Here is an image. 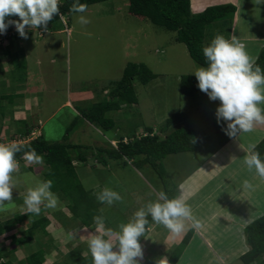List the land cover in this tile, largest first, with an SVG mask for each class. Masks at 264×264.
Here are the masks:
<instances>
[{
    "label": "rangeland",
    "instance_id": "obj_1",
    "mask_svg": "<svg viewBox=\"0 0 264 264\" xmlns=\"http://www.w3.org/2000/svg\"><path fill=\"white\" fill-rule=\"evenodd\" d=\"M239 5L238 18H240V21L237 26L242 27V31L239 32H243L246 39L244 43L241 39L239 41L246 45L248 41L255 40L257 34L258 37L263 38L264 0H239ZM127 9V0H105L90 5L85 13L64 15V19L59 18L47 32H41L39 29L33 28L27 30V39L21 38L19 35L15 39L1 38L0 103L6 104L8 102V97L2 98L3 95H8L6 89L12 92V89L4 85V80L8 78V75L4 74L5 70L3 68L7 69L8 63L3 56V52L6 50L3 47L16 43L14 48L16 49L18 46L21 48V70L19 71L17 68V72H14L12 77L20 74L21 78L26 81V87H41L38 112H32L29 115L32 118L27 120L28 124L38 125L36 120L38 116L40 117L38 114H41L42 111L41 122L38 126H40V133H42L44 139L51 142L79 143L94 148L93 141H101L102 144H107L108 138L114 134V129L105 131L72 113L70 108L60 107L56 110L55 106L65 100L69 89L75 92L85 88L92 94L88 96L82 94L81 97H75L71 94L76 109L80 108L81 110L96 102L103 101L106 96L103 95L104 93L102 94V91L107 87L110 88L112 83L121 78L124 67L130 63H142L157 76L148 82L146 88V84L135 83V88L138 90L137 106L125 104L122 110L107 112L106 117L114 119L121 130L131 136H136L146 126L152 127L160 137H164L170 130L175 128L187 127L195 130L196 138L201 147H205L210 141L218 145L217 135L214 134L215 124L217 123L215 110L220 102L209 100L203 92H195L191 96L181 94L179 88V81L182 76H195L196 70L204 66L199 65L189 56L183 43L174 40V31L155 25L146 18H136L137 16L128 14ZM80 15H84L91 22L81 26L78 23ZM214 27H216V30H213ZM226 31V20L213 22L205 30L206 36L203 44L209 45L217 34L224 35ZM6 32L8 34L9 32L15 33L16 30L11 26ZM9 42L11 44L8 45ZM248 44L250 50L258 52L255 49L257 42H248ZM23 87L24 85L18 92L25 93L26 88ZM18 100L22 101V104L25 97ZM8 107L13 108V114L15 112L18 117L17 112L20 110V105L15 102L14 105ZM173 113L179 114L178 121L165 129L163 123ZM183 113L186 118H182ZM73 115L76 116L71 117ZM76 118L77 122L68 131V127ZM9 120H11V116H9L8 121L1 120V132H4L1 125L4 122L5 126H10V133L17 132L15 123ZM184 123L187 124L186 127ZM6 130L7 128L5 133ZM199 132H205L206 135L201 141L197 134ZM4 137H1L0 141L14 142V140L8 141L7 136V139H4ZM88 150L87 156L93 154L91 149ZM67 153L71 157L75 156V150L67 151ZM76 154H79V152ZM199 157L201 156L197 154V150L193 152L192 156H188L187 153L166 156L160 162L167 175L169 172L171 173V177L165 178L166 181L168 179L175 180L181 169L182 174L191 170L199 162ZM93 158L94 156L90 155L87 163H93ZM25 165H20L18 172L13 173L16 187L13 189L12 201H6L4 205L0 206V225L4 221L12 219L15 215L23 213L22 211L25 210L23 204L25 196L23 195H26L29 188L35 187L41 181L44 164H27L26 166L30 165L34 168V172L27 170ZM107 171H110L109 173L112 176ZM78 176L85 189H88L89 184H91L92 188L89 190H92L95 196L101 191L103 185L117 192L124 191L120 194L122 197L124 196L122 202H116L113 206L103 208V211L106 212L104 218L109 222L106 226L114 231H119V225L127 223L138 209L151 201H155L157 191H164L169 186L168 183L175 189L170 180L163 184L157 173L148 165L136 167L133 164L114 163L112 161L110 167L99 165L98 168H89L86 166L79 170ZM117 180L124 187L121 185L122 188H119ZM76 190H71V197H74ZM154 190L156 191L154 192ZM174 192L172 193V199L175 196ZM56 194L60 201L57 208H62L63 196ZM66 201L69 203L70 199L68 198ZM67 202L65 207L66 204L68 207L70 206ZM52 210L49 208L43 210L41 206V215L48 217ZM114 220L116 224H113ZM30 224L31 220L23 221L21 224H12L8 230L1 234L0 253L3 255V260L17 264L18 247L27 255L41 248L43 236L33 234L34 239L36 237L37 240L35 244L33 242V244L28 245L29 234L27 233L23 247L22 244L16 245L12 252L4 249L6 243L10 242L9 235L20 232V235L24 237V233ZM82 246L81 243L77 247L71 245L67 250H59V254H63V251L70 252L66 256L64 254L57 256V252L50 251L51 253L46 256V264H74V260H78L76 252L84 250ZM51 248L53 247L51 246ZM86 252L90 255L88 250ZM231 262L229 260L224 261L225 264H231ZM205 264L211 263L206 262ZM212 264L218 263L213 261ZM232 264L241 263L236 260V263Z\"/></svg>",
    "mask_w": 264,
    "mask_h": 264
},
{
    "label": "trees",
    "instance_id": "obj_2",
    "mask_svg": "<svg viewBox=\"0 0 264 264\" xmlns=\"http://www.w3.org/2000/svg\"><path fill=\"white\" fill-rule=\"evenodd\" d=\"M101 1L105 0H79L80 3L87 4L88 7ZM73 2L74 0H60L59 11L63 16L73 13L69 10ZM127 8V13L130 15L133 14L132 16L135 17L137 16L136 18H146L155 25L163 26L168 30L174 31V40L183 43L189 56L196 63L204 67H207V61L203 55V48L205 47L203 43L206 36L205 30L213 22L218 20H226L228 30V28H231L233 25L234 14L236 12L235 5L225 3L208 6L201 12L192 13L190 10V0H127ZM59 18L58 15L55 16L49 23L48 29H50L51 25ZM11 19L18 20L19 18L14 16L11 17ZM10 27L8 29H10ZM39 30L45 32L41 29ZM15 37H19L17 31L8 34L6 38L15 39ZM9 44L11 43L9 42L8 45ZM15 44L16 43L11 44L13 47L7 45L3 47L6 48L3 52V56L7 60L11 76L14 72H17V68L19 71L21 70V48L18 46L15 49ZM255 65H259L262 72H264V47L259 51L254 60V66ZM4 74L6 76L8 75L7 73ZM156 76L157 74L149 70L144 64L130 63L124 67L121 78L111 84L107 96L103 101H99L80 111L82 115L86 117L87 121L94 126L100 127L105 131L112 130L114 123L105 116L106 113L119 110L125 104H133L136 101L133 84L139 82L145 85ZM14 79L18 82L21 81V83L24 81L20 74L14 75ZM179 82L181 94L191 96L195 92H201L197 87L198 81L195 76H182ZM9 96L10 95H3L2 98L8 97L7 101H9ZM0 105L2 104L0 103ZM4 114V112H0L1 117H3ZM178 116V113H173L168 117L163 123L164 128L167 129L172 126L171 124L176 123V121H178ZM75 122H77V118L72 121L68 127V131L74 126ZM14 123L17 127V132H12L8 135V141L14 140V142L24 145V151H27L28 147L34 148L38 154L42 155L44 157V169L41 172V181L49 179L53 181V178H55L51 190L54 193L62 195L64 200L70 199V217H62L59 219V223L63 228H66V226H68V220H71L76 222L77 225H83L94 229L96 225L93 218L95 216H103L100 210V202L96 199L92 190L90 191L84 188L79 176L75 172V167L72 164L74 160L86 163L91 155L94 156L93 159L98 166L103 165L107 167V163L110 161L114 163L122 162L123 164L132 161V164L136 167L148 165L157 173L164 184L167 183L169 179L166 181L165 178H168V175L160 162L171 154L195 151L198 145V139L196 138V132L194 130L175 128L174 130H170L164 137H160L158 132H154L152 127L146 126L143 128L145 135L134 137V139L129 141H124V138L121 137L114 145L107 143L108 147L95 146L91 148L84 146V144L65 141L51 142L44 139L42 135L34 139H29L33 131V126L29 125L25 120H15ZM215 125L218 147H221L231 140V138L222 130L227 126L224 121L219 124L216 123ZM197 134L200 139L204 138L203 132ZM64 139L67 140L66 137H64ZM0 142L8 144L6 140H1ZM256 145V151L260 153L261 159L264 160V136ZM88 149H91L93 154L87 156L89 153ZM72 150H75V156L71 157L67 151ZM78 152L79 154H76ZM23 155V152L17 153L16 159L19 162V166L25 162ZM25 168L34 172V168L30 165L25 166ZM169 184L170 183H168V185ZM72 189H77L74 197L72 196L73 198L70 194ZM172 189L173 188L167 186L164 190L169 199H172V193L174 192V189ZM69 195L70 197H68ZM147 219L149 223L146 226V232L148 226L152 222L151 216H148ZM26 220H31V224L26 229L24 237L12 233L8 236L11 244L16 246L25 243V235L27 233L29 234L28 237L33 236L35 233L36 235L39 234V236H47V227L49 225L48 218L41 215V212L39 215H35L27 211L15 215L12 219L4 221L3 224L0 225V236L3 232L8 230L12 224H21ZM105 225H107V223H105ZM244 232L248 250L239 257V260L242 264H264V214L248 224ZM144 236L139 238V243ZM190 236L191 231H188L179 244L169 253L170 264H175L177 262ZM40 247L41 248L36 252L28 254L24 259L18 260L17 264H43L45 260L44 252L46 251L49 253L48 250L50 247L48 245L47 250L46 248L44 250L43 245ZM69 253L70 252L66 255H69ZM76 254L78 260L81 261L74 260V264H93L92 257L89 254L82 255L81 251L76 252ZM1 258L4 259L3 255L0 253V264H12V261H1Z\"/></svg>",
    "mask_w": 264,
    "mask_h": 264
},
{
    "label": "crops",
    "instance_id": "obj_3",
    "mask_svg": "<svg viewBox=\"0 0 264 264\" xmlns=\"http://www.w3.org/2000/svg\"><path fill=\"white\" fill-rule=\"evenodd\" d=\"M225 3H231L235 5L236 12L232 27L228 28L227 33H224L223 36L226 39H231L232 36H235L238 40L241 39L244 43L246 40L244 33L242 32V34L239 32L242 31V27L237 26V23L240 21V18H238L240 11L239 0H190V10L192 13H197L204 10L208 6ZM214 28L215 29L213 30H216V27ZM248 42H257L258 44L255 46V49L256 51L258 50V52H253L250 50L251 48H249ZM248 42L245 45L246 51L254 61L259 51L264 47V37L260 38L257 34L255 40H250ZM3 69L5 70L4 73L9 75L8 78H5L4 85L5 87L12 89V92H9L6 89V93L10 95V100L6 102V104L0 105V112L5 113L3 117L0 116V122L2 119L8 121L9 116H11V120L9 121H13V123L15 120L27 121L29 118H32L29 116L32 112H38L37 107L41 98V87L39 88V86H31V88H28L25 85L26 81H23L22 83L21 81L18 82L10 75L9 66L7 69ZM22 84L24 85L23 88H26L25 93H20V91L18 92V90H20L23 86ZM133 85L135 89L134 92L136 101L132 105L137 106L138 90L135 88V83ZM147 85L148 83L146 84L145 88ZM261 87L264 89V85ZM108 90L109 88L107 87L104 89V91H102V94L104 93L103 95L107 96ZM71 94L75 95V97H81L82 94L83 96L92 95L85 88L79 89L75 92H72L69 89L65 100L61 102V104L55 106L56 110H58L60 107L70 108L72 113L87 121L86 117L82 115L80 108L76 109V107H74ZM24 97L25 100H23V103L21 104L22 101L18 99ZM15 102L20 105V110L17 112L18 117L15 115V112L13 114V108L8 107L14 105ZM258 106L264 108V103H261ZM123 108L124 105L119 110H122ZM38 115H40V117ZM38 115L36 121L39 125L41 122L42 111L41 114ZM182 118H186L184 113ZM111 120L114 123L112 128L114 129V134L108 138V144H116L121 137L124 138V141H129L134 139V137L136 138L140 135H145L143 131L144 129L136 136L126 134L121 130L120 126L116 124L114 119ZM4 124L5 122L1 124L2 128H4V132L0 131V137L5 136L4 138H6V136L8 137V135L11 134V131L10 126H5ZM29 125L33 126V134L35 136L42 134L40 133V126L32 123H29ZM184 125L186 127L187 124L184 123ZM5 127L7 128L6 133ZM186 129L194 130L193 128L187 127ZM203 133L205 138V132ZM263 136L264 125H256L251 132H241L236 138H231V140L221 147H218V145H215L211 141L205 147H201L200 142H198L196 150L197 154H199L201 157H199L200 160L196 166L183 174L181 169L179 176L175 178V180H169L175 187L174 198H180L187 203V205L191 208L193 220L199 221L201 227H193V221H187L185 230L180 234L174 235L170 233L169 230L166 229L162 224L158 225L152 221L147 228L145 236L140 241L143 255L142 258H137L139 264H158V261L165 257L169 262V253L176 245L179 244L188 231H191V236L175 264H205L206 262L212 264L213 261H216L218 264H225L224 261L227 260L232 261L231 264L236 263V260L237 262L241 263L239 257L248 250L244 232L245 228L253 220L264 214V179H261L257 175L254 168L251 170L248 169L244 163V158L248 154V146L250 144H257L263 138ZM202 139L203 138H201L200 141ZM93 142L95 146L108 147V144H102L101 141ZM196 150L185 153H187L188 156H192L193 152H196ZM111 163L112 161L108 162L107 167H110ZM130 163L132 164V161ZM24 164L27 165L28 163L25 161ZM73 165L77 175L79 170H82L86 166L89 168H98L95 160L90 164L87 162L85 163L83 161L74 160ZM110 171L107 172L109 173ZM169 177H171L170 172L168 173V178ZM245 180L252 184V189H245L243 187V182ZM117 182L119 188H122V186L124 187V185L118 180ZM169 187L173 188L170 184ZM91 188L92 186L89 184V188L87 190ZM104 188H106L105 185H103L100 190ZM155 191L156 190H154V192ZM123 192L124 191L118 193L122 194ZM128 193L130 194V192ZM135 198L134 200H136ZM66 202L67 201L63 199V204H61L62 208L53 209L50 211L49 216L47 217L49 220V225L47 227L48 234L47 236L43 235L42 245L44 250L45 248L47 250L49 245L50 250H48L49 253L46 251L44 252L45 260L43 264H46V256L51 253L50 251L57 252V256H61L63 254L66 256L67 253L64 251L63 254H59V250H67L71 245L77 247L82 243V248L84 250L81 252V254H88V252H86V250L89 251L88 240L90 238V234L96 232V228L91 229L90 227L77 225L76 222L71 220H68V226L63 228L59 223V219L62 217L69 218L71 215L67 204L65 207ZM68 204H70V202ZM114 204H116V202ZM104 207L110 206L100 203V210L103 214V217L106 213L103 211ZM42 208L44 210L43 206ZM22 212H26V209ZM105 223L109 222L105 219ZM113 224H116L115 220L113 221ZM105 227L108 228L106 225ZM17 234L21 236L20 232H17ZM28 238V245L33 244V242L35 244L37 240L36 237L35 239L34 236ZM51 246L53 248H51ZM13 248L15 249L16 246L10 242H7L4 249L12 251ZM25 256H27V254H25L22 249L18 247V260L25 258Z\"/></svg>",
    "mask_w": 264,
    "mask_h": 264
},
{
    "label": "clouds",
    "instance_id": "obj_4",
    "mask_svg": "<svg viewBox=\"0 0 264 264\" xmlns=\"http://www.w3.org/2000/svg\"><path fill=\"white\" fill-rule=\"evenodd\" d=\"M59 6L60 0H0V34H5L10 26L24 39L28 38L29 29L47 32L48 25L55 16L64 19ZM87 8V4L74 0L69 10L82 14ZM14 16L19 19H11ZM90 22L84 15L79 16L78 23L81 26ZM203 55L207 67H199L194 73L198 81L197 87L209 100L220 102L215 110V116L218 124L221 121L226 123V128L222 129L225 134L230 138H236L241 132H251L256 125H264V108L258 106L264 103V89L261 87L264 85V72L259 65L254 66L245 45L235 36L226 39L223 35L217 34L210 44L203 48ZM33 132L30 138L41 136V134L35 136ZM24 147L16 142L0 143V206L13 199V189L16 187L13 173L19 170L17 153L23 152V158L30 165L44 162V157L34 148L28 147L27 151H24ZM256 149V144L248 146L244 163L249 170L254 168L257 175L264 179V160ZM52 187L53 181L49 179L29 188L23 201L26 211L39 215L41 206L57 208L60 201L58 195L51 190ZM243 187L252 189L253 186L245 180ZM156 197L155 201L138 209L127 223L120 224L119 231L106 228L102 215L93 218L96 232L91 233L88 240L93 264H139L137 258H142L143 255L139 238L146 232L148 216L174 235L185 230L187 221H193V227H201L199 221L193 220L191 208L184 200L169 199L162 190L156 193ZM96 199L111 206L115 202H122L123 197L106 187L96 194ZM158 264L169 262L165 257L161 258Z\"/></svg>",
    "mask_w": 264,
    "mask_h": 264
},
{
    "label": "built area",
    "instance_id": "obj_5",
    "mask_svg": "<svg viewBox=\"0 0 264 264\" xmlns=\"http://www.w3.org/2000/svg\"><path fill=\"white\" fill-rule=\"evenodd\" d=\"M10 33H11V32H9V34H10ZM12 33H13V32H12ZM7 35H8V33H6V34H0V39L3 38V37L6 38ZM0 143H4V142H0Z\"/></svg>",
    "mask_w": 264,
    "mask_h": 264
}]
</instances>
